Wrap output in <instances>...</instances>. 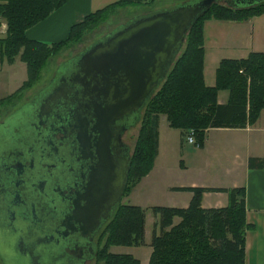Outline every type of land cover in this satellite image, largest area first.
Listing matches in <instances>:
<instances>
[{"label":"trees","instance_id":"trees-1","mask_svg":"<svg viewBox=\"0 0 264 264\" xmlns=\"http://www.w3.org/2000/svg\"><path fill=\"white\" fill-rule=\"evenodd\" d=\"M145 0H117L71 24L65 36L55 42L28 38V27L44 19L63 0H0V19L4 35L0 37V63L10 64L17 56L25 64V80L0 105L30 87L49 57L60 49L79 42L120 4ZM264 13V1L248 7L232 8L213 3L184 37L182 46L165 78L141 109L139 130L129 157L127 180L138 181L151 168L157 147V119L163 114L170 128L180 134L191 132L201 145L208 127H244L251 125L264 107V53L249 52L241 58H221L214 69V84L206 86L202 79L204 20H236ZM219 90L227 91L224 103H217ZM190 191L186 207L152 206L156 216L150 233V252L146 264H244V232L250 227L244 218L242 188L174 187ZM203 191H224L227 203L222 207L202 208ZM177 217L176 222L173 218ZM144 210L133 204L119 203L99 232L95 264H139L130 253H112L111 246L143 244Z\"/></svg>","mask_w":264,"mask_h":264},{"label":"water","instance_id":"water-1","mask_svg":"<svg viewBox=\"0 0 264 264\" xmlns=\"http://www.w3.org/2000/svg\"><path fill=\"white\" fill-rule=\"evenodd\" d=\"M262 1L187 0L169 8L141 13L103 34L71 58L61 61L56 69L58 73L31 97L32 100L37 99L31 104L30 110L18 108L23 111L10 115L12 121L19 122L22 132L36 129L41 108L51 100V83L66 77L68 81L79 83L84 97L90 98L93 95L98 99L90 103L88 113L92 122L90 131L93 143L90 147L93 149L94 162L89 166L82 193L77 195V204L73 205L69 215L77 224V229L86 231L87 226L84 225L87 222L96 228L105 218L111 217L120 203L130 157L128 146L120 142V134L139 120L142 107L165 78L186 33L196 19L213 3L241 8ZM41 96H45L44 99ZM67 111L70 117V110ZM32 113H35L37 119L34 124H30ZM42 143L39 135L40 147ZM84 146L89 148L88 144ZM20 163L17 164L21 166ZM106 207L108 210L102 215ZM59 218L60 215L54 217L53 226L56 222L58 226L64 227V222L60 224ZM53 226H50L51 231L56 232ZM19 236L0 240V249L18 256L20 260L23 258L26 264H36L31 263L36 259L44 264H75L76 260H80L78 256L73 259L60 257L51 262L50 255H54L59 242L62 243L60 239L50 240L52 236L46 242H36L33 249L21 253L20 247L24 242L20 243ZM44 246L49 248L48 251L36 256ZM2 253L0 260L3 262L5 258Z\"/></svg>","mask_w":264,"mask_h":264},{"label":"flooded vegetation","instance_id":"flooded-vegetation-1","mask_svg":"<svg viewBox=\"0 0 264 264\" xmlns=\"http://www.w3.org/2000/svg\"><path fill=\"white\" fill-rule=\"evenodd\" d=\"M50 86L51 100L41 108L36 129L22 132L19 122L11 120L13 113L0 122V240L21 235L20 243L24 244L20 252L25 253L33 249L36 242H46L52 236L50 240L60 239L62 243L59 242L54 255H50V261L78 256L80 260H76L75 264H86L94 260L97 236L110 218H105L96 228L88 222L84 223L87 228L81 232L69 217L73 205L77 204V195L82 193L89 166L94 162L90 147L93 143L90 131L92 122L88 113L90 103L98 99L93 95L84 97L79 83L68 81V77L58 79ZM31 97L29 103L32 104L37 98L33 97L32 100ZM67 110H70V117ZM31 116L33 120L30 124L36 123L35 113ZM137 122L120 134V142L128 146L129 155V145L122 137ZM39 135L43 142L41 147ZM86 143L89 148L84 146ZM19 161L21 166L17 164ZM107 210L108 207L102 215ZM58 215L59 223L64 222V227L56 222L53 226L52 221ZM69 223L72 225L68 226ZM50 226L56 232H52ZM48 249L44 246L36 256L45 254ZM1 252L9 253L0 249V255ZM31 263L45 262L40 263L36 259Z\"/></svg>","mask_w":264,"mask_h":264},{"label":"crops","instance_id":"crops-1","mask_svg":"<svg viewBox=\"0 0 264 264\" xmlns=\"http://www.w3.org/2000/svg\"><path fill=\"white\" fill-rule=\"evenodd\" d=\"M115 1L117 0H63L62 4L51 11L44 19L28 27L25 34L28 38L46 43L61 40L71 24L80 21L88 12ZM150 1L152 0L126 4L140 3L146 6V4L152 3ZM155 9L144 10L142 13ZM212 20L208 24L212 30L208 40L210 44H214L217 48L214 53H217L218 50H224L228 54L242 53L237 57H231L232 55L215 57L208 68L203 48L202 79L206 86L214 84V69L221 58H241L249 52L264 53V13L242 21ZM219 22H226L227 24L223 29H220L217 28L222 24H217ZM204 27L205 24L203 23L202 46H204ZM4 28V21L0 19V33L3 32L4 34ZM214 31L218 32L214 33ZM16 58L18 59V57ZM16 58L10 64L5 61L0 63V99L14 92L25 80L24 62L21 61L24 64V74L20 75L18 73L17 75L15 69H12ZM20 68L22 67L20 66ZM226 99V90L217 91V103H224ZM159 118L157 119V147L153 165L129 194V197L132 198V195L134 197L138 196L139 193H144V197L137 199L135 202L133 201V205L141 207L144 212L146 208L152 206L186 207L192 193L186 190H174L172 189L174 187L242 188L244 218L245 222L250 225L244 232V264H264V107L251 125L206 128L201 145L196 147L199 152L198 158L193 164V173L187 172L188 168L186 166L183 173L180 171L177 173L178 178L175 177V183H163L162 178L164 176L162 172V175L151 176L153 168L162 164L159 162L160 165H157L159 164L157 161L161 159ZM176 130L180 135V131ZM158 190L161 191V195H164L165 201L156 205H149L147 192ZM128 199L130 200V198ZM199 203L202 208L222 207L227 203V194L224 191H203ZM174 219L175 222L178 220V218ZM154 220H156V216H150V223H153ZM143 237H145L144 223Z\"/></svg>","mask_w":264,"mask_h":264},{"label":"rangeland","instance_id":"rangeland-1","mask_svg":"<svg viewBox=\"0 0 264 264\" xmlns=\"http://www.w3.org/2000/svg\"><path fill=\"white\" fill-rule=\"evenodd\" d=\"M186 1L187 0H152L150 2H152L153 4L149 3V4H146V6L140 3L120 4L116 6V8L111 13H109L104 19H102L94 28L87 31L81 37L79 42L74 43L66 48H62L60 49L59 53H57L55 56L49 57L46 60L43 67L40 69L39 78L30 87L21 90L18 97L17 96L12 97V99H10L9 102L0 105V122H2L6 117H8L10 114L14 112L17 114L19 111L17 109L18 108L20 109V107L24 108L25 110H30V106H31V103H29L30 97L34 94L36 90L44 87L49 82V80L55 74L58 73L56 69L58 67V63H60L61 61L71 58V56L81 51L83 48L88 46L91 42L99 39L103 34L113 30L119 25L141 14L142 11L144 10L148 11L153 8L165 9V8H169V7L184 3ZM211 21L213 20L210 19L209 21H206V20L203 21V23L205 24L203 48L205 51V62L208 68H209L210 62H212V60L215 57H225L229 55H232L231 57H237L238 55H241L242 53L240 52L239 54L238 52H236L235 54H228V52L224 50H220V51L218 50L217 53H214L215 49L217 48L216 46H214V44H210L208 40L209 34H211L212 32V30L210 29V26L208 25L209 22ZM220 23L222 24L217 26V28H220V29H223L225 24H227L226 22L224 23L219 22L217 24H220ZM217 32L218 31H214V33H217ZM3 35H4L3 32L0 33V37ZM20 66L22 68H20ZM23 66L24 64L16 58V61L12 66L13 68L12 67L11 68L15 69V71L17 72V75L18 73L22 75L24 74ZM158 118H159L158 128H159V133H160V151H161L160 158L161 159H159V161L157 162L158 163L161 162L162 164L160 165L159 163L157 165H160V166H155L153 168L151 176L155 177L158 174H161L162 172L164 176L162 178L163 183H175L174 180L178 178L177 173H179V171L183 173V171H185L184 168H186V166L188 168L187 172L190 171L191 173H193V170H194L193 164L196 162L198 158L199 151L198 149H196L197 145L195 143V139L193 136H192V139L194 140V143H189L187 141L188 133H183L179 135L176 129H172L168 127L163 114H159ZM26 121L27 120H25V122ZM138 130H139V121L131 129L127 130L122 137L123 141L129 145L130 155L133 149V145L135 143ZM138 181L130 183L131 185H129L128 190L125 192V194H122V197L120 198V203H129V204L132 203L133 204V201L135 202L137 201V199H142L141 197H144L143 196L144 193L142 194L139 193L138 196H134V197L132 195V198L129 197L130 196L129 194L132 191V189L138 185ZM147 193L149 195V203H150L149 205H152V204L156 205L157 203H163V201H165V197L164 195L160 194L161 193L160 190L156 192H147ZM128 198H130V200ZM150 209L151 207H148L145 209V212H144L145 213V222H144L145 237H143V244L139 246H126V247L124 246L113 247L112 246V247H109L110 252L130 253L131 255H133L135 258L139 260V264L147 263V258L150 252L149 250L150 233L152 229V223H150V216H152V213ZM174 218H177V217H174ZM174 218H173V221L175 220ZM2 255L4 256L5 260L3 262L2 260H0V264H26L27 263L23 258L22 260H20V258L18 256H15L14 254L11 255L9 253L8 254L2 253ZM86 264H95V261L91 260L87 262Z\"/></svg>","mask_w":264,"mask_h":264},{"label":"built area","instance_id":"built-area-1","mask_svg":"<svg viewBox=\"0 0 264 264\" xmlns=\"http://www.w3.org/2000/svg\"><path fill=\"white\" fill-rule=\"evenodd\" d=\"M187 141H188L189 143H194V140L192 139V134H191V132H189L188 135H187Z\"/></svg>","mask_w":264,"mask_h":264}]
</instances>
